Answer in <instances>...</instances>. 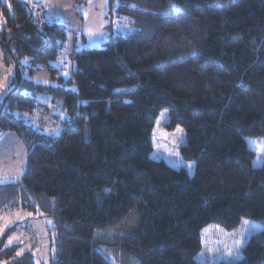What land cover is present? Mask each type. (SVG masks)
Listing matches in <instances>:
<instances>
[{"label":"trees","instance_id":"16d2710c","mask_svg":"<svg viewBox=\"0 0 264 264\" xmlns=\"http://www.w3.org/2000/svg\"><path fill=\"white\" fill-rule=\"evenodd\" d=\"M115 3L133 33L72 50L71 75L54 88L22 79L20 62L55 59L66 27L37 24L24 0H0V51L16 66L0 134L14 131L27 150L25 174L0 184V213L51 221L49 264H200L201 232L244 219L261 229L237 261L217 264H264V158L255 166L246 142L264 137V0ZM43 93L58 114L41 110L42 120L64 116L57 134L23 121ZM163 112L167 131L184 129L192 174L151 157ZM16 232L1 235L0 262L37 264L29 223L23 243L5 247Z\"/></svg>","mask_w":264,"mask_h":264},{"label":"rangeland","instance_id":"374dc122","mask_svg":"<svg viewBox=\"0 0 264 264\" xmlns=\"http://www.w3.org/2000/svg\"><path fill=\"white\" fill-rule=\"evenodd\" d=\"M32 8V13L37 24L42 22L60 23L66 27L67 40L60 54L47 63H36L33 65L32 57L28 56L21 59L20 73L22 79H27L36 84L49 87L60 86L59 78L68 79L74 68V63L70 58L72 50L89 49L100 46L113 36H126L134 31L132 21L129 17L117 13V3L111 7L110 0H24ZM127 18V19H123ZM11 76L9 77V73ZM64 73H68L65 77ZM16 66L7 65L0 51V85H8L7 90L0 88V103L13 88ZM9 77L8 80L5 78ZM47 81V83H45ZM51 95L48 93L39 94L37 97V106L31 114H25L23 121L27 125L38 129L41 132L58 133L61 122L64 119L62 115L57 126L52 125L51 117L48 116L42 120L41 110L50 114H58L56 106L51 101ZM163 114V115H162ZM44 123V128L40 125ZM168 123L166 113H161L158 117L152 133L153 150L151 157L155 160H163L169 166L179 169L184 168L189 174H192L195 168L194 162H186L181 158L180 148L185 143L184 129L182 132L167 131L165 125ZM56 129V131H48ZM248 148L255 154V166H260L264 153L257 151L258 145H264V137L261 139H247ZM27 150L20 137L12 130L3 131L0 134V178L16 177L18 181L21 168L25 169ZM190 165V167H189ZM9 183V182H5ZM3 184V183H0ZM24 211H14L9 213H0V237L8 227L10 221H14L17 232L13 236L24 238V226L29 223L34 232L37 246L34 250L36 254V263L49 264L50 234L48 225L50 221L41 215H34ZM244 221L250 222V225L256 226L255 232H248L243 238V247L237 250L236 242L242 239L241 233L245 232ZM261 228L250 220H242L233 230H224L216 225H209L201 232L202 248L197 255L200 264H217L219 262H235L242 255V249L245 247L249 237L259 231ZM28 230V229H26ZM27 248L29 249L30 247Z\"/></svg>","mask_w":264,"mask_h":264},{"label":"snow or ice","instance_id":"6c2138e0","mask_svg":"<svg viewBox=\"0 0 264 264\" xmlns=\"http://www.w3.org/2000/svg\"><path fill=\"white\" fill-rule=\"evenodd\" d=\"M119 5H117L118 7ZM132 7H135V6H132ZM123 19H127V18H123ZM65 77L68 75V73H64ZM11 76V72L9 73V77ZM9 77H6L5 79L8 80ZM45 83H47V81H45ZM7 87H10V83L8 85H0V88H2L4 91L7 90ZM18 115V114H17ZM163 115V114H162ZM48 131H56V129H49ZM177 131L179 132H182L183 130L180 129L179 127L177 128ZM257 151L259 153H264V145H258V148H257ZM190 167V165H189ZM25 169L24 168H21V171H20V175L22 174H25ZM16 180V177L13 176V177H3V178H0V183H5V182H15ZM31 215V213L29 214ZM14 221H10L6 227H11L14 225ZM49 223H51V221H49ZM244 224L246 226H248L245 230V232H242L241 233V237L242 239L238 242H236L235 244V248L237 250V254L239 252V249L243 247V238L248 234V232H255L256 231V226L255 225H250V222L248 221H244ZM15 243H23V241L20 239L19 236H13V237H10L5 245L6 248L8 247H11L13 246ZM25 249L24 248H21L17 253H16V257H20L23 253H24ZM0 264H7V262H0ZM38 264V262H37ZM134 264H138V262H134Z\"/></svg>","mask_w":264,"mask_h":264}]
</instances>
